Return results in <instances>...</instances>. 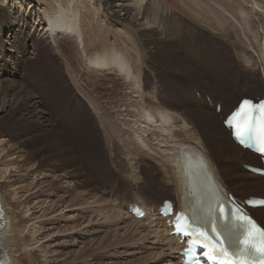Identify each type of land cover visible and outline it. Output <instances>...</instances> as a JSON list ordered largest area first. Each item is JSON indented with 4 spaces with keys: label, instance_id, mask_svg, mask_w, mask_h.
<instances>
[{
    "label": "rangeland",
    "instance_id": "374dc122",
    "mask_svg": "<svg viewBox=\"0 0 264 264\" xmlns=\"http://www.w3.org/2000/svg\"><path fill=\"white\" fill-rule=\"evenodd\" d=\"M87 1H36L38 11L45 19L44 11L50 14L57 9L56 6H78L83 12L84 45L63 36L66 33L60 31L54 32L56 37H50L46 46L36 47L35 43L44 32L41 29L46 26L34 25L31 21L29 25L16 21L20 27L25 26L21 30L17 25H5L0 31V44L5 49L0 54V184L6 210L13 220L5 247L15 264H183L181 250L169 251L145 228L151 221L156 222L162 217L164 201L174 202L176 211L181 207L179 194L169 181L175 169L167 162L171 156L169 148L175 143L160 144L155 134L138 138L139 133H143L139 128L146 125L138 121L137 104L141 101L154 107L155 112L159 108L183 117L188 129L171 127L167 135L176 138V143L212 154L223 176L236 170L254 175L248 167L261 168L259 157L249 164L225 162L227 156L242 159L237 156L238 150L231 148L234 140L232 136V141L229 139L231 132L225 128L224 118L240 98L254 101L264 98L257 96L256 92L242 90L249 77L248 68L235 53V36L225 39L216 30L209 13L217 10L207 0H153L165 13L178 15L186 24L182 38L169 44L166 54L158 51L159 46L150 48L149 42L123 13L114 16L104 7L98 10V3ZM219 1L234 8L233 13L237 12L239 1V6L247 10L251 29L257 37H262L260 41H264V11L257 5H264L263 0ZM254 6L261 11L256 12ZM122 32L132 38L138 35L142 48L138 50L139 54L129 52L127 39L118 38ZM176 35L177 32L174 37ZM158 36L162 38L161 32ZM166 40L168 42L169 38ZM244 42L249 43L246 38ZM111 46L123 50L135 71L139 70L143 84L140 95L118 73L107 74L105 69L93 71L87 66L89 58L84 55L97 50L101 53ZM212 99L215 102L212 103ZM218 106L226 107V113H218ZM34 113L37 117L33 121ZM118 116L122 120L119 121ZM101 119L106 125L114 120L113 124L124 134L115 136L111 132L107 135ZM124 119L130 124V131L122 126ZM48 121L55 131L52 129L46 134L39 125L50 124ZM222 127L229 134L221 131ZM27 132L30 134L25 137L30 140L27 142L24 137L21 141L19 137ZM144 141L149 142L154 151L143 149ZM63 148L76 156L77 168L93 186L88 188L82 181L84 179L76 175L68 177L65 165L58 158L51 157L53 151L58 154ZM58 157L63 160V156ZM34 165L38 168L36 173L31 169ZM235 181L231 180L230 187L233 189L231 194L237 197L236 194L243 189L236 187ZM139 203H144L149 210L145 223L138 226L132 221H143L144 218H132L131 209L137 204L141 207ZM34 213L33 222L30 215ZM125 215L133 220L125 219ZM252 215L264 228V217L257 219L253 211ZM172 218H167L166 222L162 220L168 229H171L169 221ZM22 219L29 220V223L19 224ZM33 226L42 233L41 237L32 231ZM49 229H52L50 234L53 236L43 235ZM144 236H148L146 241L141 239ZM39 239L37 247L34 244Z\"/></svg>",
    "mask_w": 264,
    "mask_h": 264
},
{
    "label": "bare ground",
    "instance_id": "6f19581e",
    "mask_svg": "<svg viewBox=\"0 0 264 264\" xmlns=\"http://www.w3.org/2000/svg\"><path fill=\"white\" fill-rule=\"evenodd\" d=\"M36 1L37 0H0V11H1L0 12L1 13V15H0V31H2V29L5 25L6 26L17 25L19 27V29L21 30L22 27L24 28L25 26L20 27V23L16 24V21H18V20H19V22L22 21L26 25H29V21H31L32 23H34V25H36V24L37 25L38 24L43 25L44 24L46 26L45 29H41L42 31L44 30V32L41 36L42 38L39 39L40 41L38 40L35 43L36 47L46 46L47 43H49V41L51 40L50 37H52V38L56 37V34L54 32L57 33L60 31L66 33L63 36L71 38V39H76L75 41L78 44H81V45L85 44V35L83 33L84 31H83V28L81 25L83 12H81V10L79 9L78 6H76L77 8L74 7L75 4H77V5L79 4V3H77L78 1H76V3L73 6H71L72 4H70V7H69V5H67L65 7H63V6L57 7L56 6L57 9L53 10L50 14L48 12L44 11V13H45L44 16L47 17V19L43 18L42 14L38 11V6H37ZM207 1L210 3V5H213L215 7V9L217 10V12H215V13L214 12L209 13V16H210L212 22L214 21V23L216 24V25H214V24H212V25H214L216 27V30H218L219 33L221 35H223V37L225 39H232V37L235 36V39H234L236 41V45H234V48L236 49L235 53L242 60L245 61L246 67L248 68L249 77H248V80H246V82L244 83L242 90L243 91L256 92L257 96L264 98V78H263V74H264V41L263 42L260 41L259 39L262 40V37L260 35H259L260 38L257 37V35L254 33V31L251 29V26H250L251 21L247 20L250 18V17L247 18V15H248L247 10L243 9L241 7L242 5L239 6V4H240L239 1H238L237 12H235V13H233L234 8L231 9V7L227 6L222 1H219V0H207ZM87 2L98 3V6H99L98 10H100L101 7H104L105 10H107L109 13L112 12V15H114V16H116L118 13H123L124 16L128 17L126 19L130 20V24H132L135 28H137L138 29L137 31L139 33H142V35L144 36L143 38L149 42L150 48L154 47V49H155V48H157V46H159L158 51L161 52V54L162 53H164V54L168 53V51H169L168 49L170 47L168 48L167 46H169V44H173L174 42L176 43L177 40H180L182 38L184 32H185L184 28L186 27V24H184L182 22L181 18L178 15H177V17H175L174 14L168 15L162 9H160L158 4H156L153 0H88ZM263 2H264V0H263ZM257 5L259 6L260 9H262L264 11V5L263 4L259 5L257 3ZM259 8L254 6V10H256V12L261 11ZM161 10H162V12H161ZM159 12H161V13H159ZM9 21H11L10 24H9ZM160 32H161L162 38H158L159 37L158 34ZM176 32H177V35L174 37V34ZM164 35H165V37H164ZM117 36L119 39H122V38L127 39V45L126 46H129V49H130L129 52L135 51L139 54L138 50H140V49L142 50L141 44L139 43V40H137V38H138L137 34L134 35L135 38H132L131 36H129V34L127 35V33L125 34L123 32L119 33ZM167 38H169L168 42L166 40ZM245 38L247 39V41L249 43L244 42ZM263 40H264V37H263ZM234 43L235 42H233V44ZM148 49H149V47L147 48V50ZM4 50H5L4 46L0 44V54H3ZM101 50H103V49H101ZM241 51H243V53L239 54L238 52H241ZM249 52H251V53H249ZM151 54H153V53H151ZM84 56H86L87 59L89 58L87 66L90 67V69H92L93 71L105 69L106 70L105 73H107V74H111V73L116 72L135 90V92L138 95H140V93L142 92L141 86L143 84L141 85L140 72H139V70L137 72L135 71V68L132 64V61L124 53L123 50H120L118 48L111 46L109 48H105L103 50V52H101V53H100V50H97L90 55L86 54ZM165 58H167V57L165 56ZM168 60H169V58H168ZM172 61H174V60H172ZM190 68H192V67H190ZM190 68H189V70H190ZM180 72H181V70H180ZM98 74H101V73L98 72ZM4 82L2 84H4ZM241 99H250V98L242 97L237 102V104H239ZM145 102H146V100H145ZM211 102L212 103L215 102L214 99H212ZM137 105H138V107H137V109H138L137 114L138 115H136V116L138 117V119L140 118V120H138V121L143 122L146 125L144 128H139V130L142 131L143 133H139L138 138H142L143 135L155 134L157 137L156 140H158V143H160V144L161 143L163 144L165 142L168 144L175 143L174 146H173V144L172 145L170 144L171 148H169V152H168V153H171V156L168 157L169 159L167 160V162H170V164L175 169V174H174L172 179H169V181H172V184L175 186L176 191L179 194V203H180V207H181L179 209V211H183L184 213H186L187 216L189 218H191L192 220L194 218H198V219H202L203 222H205V223H197V222L193 221V223L199 224V225L205 227L206 229L209 228V223L213 221V215L216 214V208H217L218 204L221 202V201H219V199H221V198H218L217 195L218 194L224 195V193H233V191H232L233 189L230 187V184H232L231 183L232 179L236 180L235 181L236 187L243 189V190H240L238 192V194H236L234 192V194H236V196H237L236 198H238V200L244 202V200H247L249 197L264 198V180L262 178L258 177V175H256V174L246 175L242 171L236 170V172H234V173L232 172V174H229L230 176L229 175L223 176L222 170L219 169L216 160L212 157V154L207 155L205 152H203L202 150H200L197 147H193V146H189V145L185 146L181 142L176 143L177 142V141H175L176 138L174 139L172 136H168L167 132H168V129L171 127H172V129H175V128H177V129H179V128L188 129L189 126L186 123V121L182 119L183 117L180 118L179 117L180 115L178 116L177 114L170 113V111H168V110H162L159 108L157 109L158 112H155L153 110L154 107L147 106L144 103H141V101H140V104H137ZM17 106H18V103H17ZM235 106L233 108H235ZM233 108L226 115H228L233 110ZM37 109H39V108H37ZM226 111H227V108L226 107L224 108L222 106L221 112H220L221 115L226 113ZM124 116H126V115H124ZM36 117H37V115L34 113L31 117V120L34 121V119ZM118 118H119V121L122 120V118L120 119L119 116H118ZM187 120H189V119H187ZM113 121L114 120H112L110 125H106L105 122H103V120L101 119V123L104 124V126H105L104 127L105 133L107 135H109V134H111V132H114L115 136L124 134L122 131H119V129L113 124L114 123ZM124 121H125V119H124ZM126 122L127 121H125V123L122 122V126L126 127V129L128 128L130 131V129H131L130 124L128 122L127 123ZM32 123H31V125H33ZM48 123H50V122L48 121ZM120 123L121 122H119V124ZM28 125H30V123ZM39 126H41L46 131V134H48L49 132H51L52 129L55 128L51 123L44 125V126L43 125H39ZM148 129H151V130L154 129V130H156V132L154 130L153 131L150 130V132H148ZM54 131H55V129H54ZM221 131L227 132L224 127H222ZM134 132H136V130ZM170 132H171V130H170ZM125 133H127V132H125ZM28 134H30V132H27L26 134H22L19 137L21 139V141H24V137ZM128 134H129V132H128ZM231 135H232V132H231V134H229L230 140H231ZM55 136H57V134ZM28 138H29V136H28ZM135 139H136V137H135ZM27 140H30V139L26 138L25 141H27ZM59 140L60 139H58V141ZM51 141H52V139H51ZM61 141H63V140H61ZM61 141L59 142L60 145H61ZM139 141L143 142V140H139ZM178 141H180V140H178ZM144 143H145V145H144L143 149L148 148L150 151H154L151 148L152 145H150L149 142L144 141ZM152 143H153V141H152ZM23 145H25V144H23ZM232 147H235L238 150V151H236L237 156L240 155L242 160H236L234 158L231 159V158H228V156H227L226 160L223 158H221V160L223 159V160H225V162L242 161L245 164H249V162L256 161V159L258 158V156L252 154L250 151L243 150L240 147L236 146L233 141L231 142V148ZM33 149L35 150V148H33ZM48 149H50V148H48ZM220 150L222 151V148ZM30 151H32V150L30 149ZM55 151H53V152H55ZM239 151L243 152L244 154L239 152ZM53 152L51 154V157L52 158H54V157L58 158L61 161L60 163L65 165L64 168L66 169L67 172L66 173L63 172V173L67 174L68 177H69V175H76V177L78 176L79 178L84 179L82 181H83L84 185H86L88 188L93 186L89 181H87L89 179H85L84 174L81 172L80 169H78L79 167L77 168L78 162L76 160L77 159L76 156H74L70 151L65 150L64 148L62 150H60V153H58V154H53ZM156 154L159 155L160 153H156ZM58 155L61 157L63 156V160H61V158H59ZM32 157H33V155H32ZM48 158H50V157H48ZM37 159H38V157H37ZM48 160H51V159H48ZM48 164H50V163H48ZM164 164H166V162ZM42 165L43 164H40L41 167H42ZM31 169L33 172L36 173L38 168L35 167V165H34ZM70 169H72V170H70ZM240 178H242L244 181L239 180ZM1 187H2V185L0 184V203L2 206L3 213H4V220L5 221H4V226H3L2 230L0 231V248H1L0 264H15L16 262L13 260L10 252L5 247L6 246L5 240L7 238V235L10 233V230L13 227V220H12V218H10L9 213L6 210L5 202H4L3 196L1 194V189L3 187L2 188ZM93 189H92V191H93ZM82 191H83V189H82ZM81 194L79 193V195H81ZM96 199L99 200V198H96ZM85 200H87V199H85ZM98 200L96 202H98ZM108 204H111V203H107V205ZM139 204L141 205V207L139 206L141 208V211L145 212V218L143 219V221L133 220L132 218H137L133 213H131L132 218H130L133 220L132 222H135V224H137L138 226H139V224L142 225V223L143 224L145 223V220L148 217L147 211L149 210V207L145 206L144 203H139ZM100 205H101V203H100ZM110 209H109V211H110ZM115 211H116V208H115ZM252 211L256 214L257 219H259V217H261V216L264 217V208H258V209L252 210ZM111 212H113V211H111ZM111 212H110V214H111ZM98 213L99 212H97V214ZM108 214H109V212H108ZM114 214H116V213H114ZM120 214H122V212ZM35 215H36L35 213L30 215V218L32 219L33 222H34L33 218ZM99 216L100 215H98V217ZM117 216H115V217H117ZM106 217L104 219L105 222L107 221ZM126 218H128V217H126V215H125V219ZM109 219H108V221H109ZM122 219H124V218H122ZM162 220H164L166 222L167 218H164V216H162L161 218H157L156 222L151 221L150 223H148V225L145 226V228L147 227L151 231L153 238L156 239L157 242L163 243L169 251H175V252H178L179 250L183 251L186 248V244L182 243L183 244L182 245L181 244L182 239L180 237L173 235V232H174L173 227L171 229H168V226L166 224H164V222ZM24 222L26 224H28L29 220H26V219L23 220L22 219V221L19 224L22 225V223L24 224ZM5 226H6V228H5ZM26 226H28V225H26ZM138 226H136V227H138ZM130 228H132V227H130ZM124 229L126 230L125 227H124ZM142 229H143V227H142ZM33 230L35 233L38 234V237L42 236L41 235L42 233H39V231H38L39 229H37V227L33 226L32 231ZM51 231H52V229H49L47 232H44L43 235H48L51 233ZM134 232H135V230H134ZM50 235H52V234H50ZM47 237H50V236H47ZM147 237L148 236H144L141 239L146 241L145 239H147ZM40 240L41 239H39V241L35 242L34 245L35 246L37 245V247H38V245H40V243L38 244V242H40ZM154 256H155V254H154ZM162 256H160V258ZM157 260H158V258H157Z\"/></svg>",
    "mask_w": 264,
    "mask_h": 264
},
{
    "label": "snow or ice",
    "instance_id": "6c2138e0",
    "mask_svg": "<svg viewBox=\"0 0 264 264\" xmlns=\"http://www.w3.org/2000/svg\"><path fill=\"white\" fill-rule=\"evenodd\" d=\"M239 135V133H237ZM250 222V221H249ZM255 227V225H253ZM256 232L261 237V246L257 248L256 250L260 253L262 257H264V231H261L260 229H256ZM246 244L251 243L250 240L246 239L244 241ZM260 264H264V259H261Z\"/></svg>",
    "mask_w": 264,
    "mask_h": 264
},
{
    "label": "water",
    "instance_id": "95a60500",
    "mask_svg": "<svg viewBox=\"0 0 264 264\" xmlns=\"http://www.w3.org/2000/svg\"><path fill=\"white\" fill-rule=\"evenodd\" d=\"M4 213H3V210H2V206H1V203H0V231L2 230L3 226H4ZM0 251H1V248H0Z\"/></svg>",
    "mask_w": 264,
    "mask_h": 264
}]
</instances>
